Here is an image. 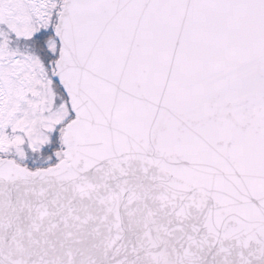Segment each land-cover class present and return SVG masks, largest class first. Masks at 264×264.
Instances as JSON below:
<instances>
[{
	"label": "snow or ice",
	"instance_id": "snow-or-ice-1",
	"mask_svg": "<svg viewBox=\"0 0 264 264\" xmlns=\"http://www.w3.org/2000/svg\"><path fill=\"white\" fill-rule=\"evenodd\" d=\"M0 264H264V0H0Z\"/></svg>",
	"mask_w": 264,
	"mask_h": 264
}]
</instances>
